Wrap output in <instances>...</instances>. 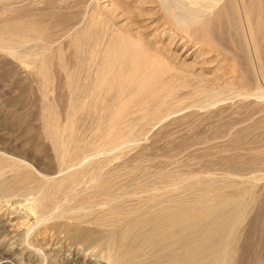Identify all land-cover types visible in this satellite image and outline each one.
<instances>
[{
	"label": "rangeland",
	"instance_id": "obj_1",
	"mask_svg": "<svg viewBox=\"0 0 264 264\" xmlns=\"http://www.w3.org/2000/svg\"><path fill=\"white\" fill-rule=\"evenodd\" d=\"M187 1L0 0V264H179L134 226L201 204L264 264V0Z\"/></svg>",
	"mask_w": 264,
	"mask_h": 264
},
{
	"label": "bare ground",
	"instance_id": "obj_2",
	"mask_svg": "<svg viewBox=\"0 0 264 264\" xmlns=\"http://www.w3.org/2000/svg\"><path fill=\"white\" fill-rule=\"evenodd\" d=\"M212 0H194V1H187L186 3H190L191 5H188L186 8V13L187 15H190V12L193 11V14L198 12L194 6L198 5L199 3H210ZM182 8V6H178V8ZM164 10L168 12V6L164 5L163 6ZM183 9V8H182ZM195 9V10H194ZM240 12V11H239ZM240 14V13H239ZM246 15V14H245ZM186 18L182 16L180 17V21L185 20ZM196 18V16H195ZM247 18V17H246ZM192 19V17H190ZM247 23V22H246ZM246 35V34H245ZM121 57V56H120ZM120 61V59H119ZM121 62V61H120ZM158 62V61H157ZM135 63V62H134ZM136 64V63H135ZM134 65V64H133ZM140 65V64H139ZM108 66V65H106ZM137 68V67H136ZM145 68V67H144ZM133 69V68H132ZM141 69V68H140ZM135 70V68H134ZM100 71V70H99ZM130 71V70H129ZM132 72V71H131ZM142 73V72H141ZM138 74V73H137ZM143 74V73H142ZM145 75V74H144ZM115 76V75H114ZM129 75H126V77ZM116 77V76H115ZM122 77V76H121ZM136 77V76H135ZM134 77V78H135ZM139 77V75H138ZM117 78V77H116ZM115 78V79H116ZM129 77H127L128 80ZM142 78V77H141ZM114 79V78H113ZM118 79V78H117ZM140 79V78H139ZM146 79V77H145ZM131 80V79H130ZM111 81H109L110 83ZM114 83V82H113ZM130 84L132 83L129 82ZM143 83V82H142ZM172 85V84H171ZM139 86V84H138ZM138 91V90H137ZM102 92V91H100ZM100 94V93H99ZM109 95V94H108ZM153 98V97H152ZM122 108V107H121ZM117 114V113H116ZM113 129V128H112ZM116 134V133H115ZM114 136V135H113ZM116 137V136H115ZM118 138V136H117ZM6 165V164H5ZM14 165L17 164H13ZM20 165V164H19ZM23 166V165H22ZM21 166V167H22ZM20 167V166H18ZM11 168V167H9ZM5 169V168H3ZM15 169V168H14ZM13 169V170H14ZM12 170V169H10ZM17 170V168H16ZM13 172V171H12ZM2 174V172H0ZM4 174V173H3ZM21 176V175H20ZM12 178V177H11ZM19 178V177H18ZM4 179V178H3ZM48 179V178H47ZM9 181V180H8ZM14 181V180H13ZM12 181V183H13ZM19 181V180H18ZM17 181V182H18ZM37 181V180H36ZM39 181V180H38ZM11 183V182H10ZM2 184V183H1ZM33 184V183H32ZM5 185L2 184V186ZM7 185V184H6ZM35 185V183H34ZM14 186V185H13ZM20 186V185H19ZM40 186V185H39ZM18 187V186H17ZM5 188V187H2ZM28 188V187H27ZM42 188V187H41ZM31 189V188H30ZM38 190V188H36ZM152 189V188H151ZM34 190V189H33ZM42 190V189H40ZM0 191H2L0 189ZM6 191V190H4ZM16 192V191H15ZM13 192V193H15ZM18 192V190H17ZM16 192V193H17ZM37 192V191H36ZM40 192V191H39ZM11 193V192H10ZM3 194V191H2ZM18 194V193H17ZM34 194V193H33ZM38 193H36L37 195ZM5 195V194H3ZM21 195V194H20ZM34 195V196H36ZM40 196V194H38ZM37 195V196H38ZM7 196V194H6ZM11 196V195H10ZM19 196V195H18ZM26 197V196H25ZM28 197V196H27ZM42 197V195L40 196ZM221 197V196H220ZM36 198V197H35ZM27 199V198H25ZM40 199V198H39ZM42 200L43 197L41 198ZM36 200V199H35ZM163 200V199H162ZM161 200V201H162ZM19 201V200H18ZM167 201V200H166ZM41 202V201H40ZM164 202V201H162ZM230 202V201H229ZM228 202V203H229ZM42 203V202H41ZM154 203V202H153ZM157 201H155V204ZM168 203V202H167ZM206 203V202H205ZM212 203V202H211ZM222 203V202H221ZM232 203V202H230ZM37 204V203H36ZM144 204V203H143ZM165 204V203H164ZM169 204V203H168ZM184 204V203H183ZM199 204V203H197ZM40 205V204H39ZM240 205V204H239ZM45 207V205H43ZM152 206V205H151ZM155 206V205H154ZM159 206V205H158ZM224 206V204H223ZM222 206V207H223ZM236 206V205H235ZM43 207V209H44ZM157 207V206H156ZM169 207V206H168ZM173 207V205H172ZM225 207V206H224ZM37 208V206H36ZM41 208V207H40ZM151 208V207H150ZM149 208V209H150ZM153 208V207H152ZM155 208V207H154ZM226 209H223L222 212L220 213L217 211H213L210 206H207L206 204L200 205L199 207H190V208H176L172 212H160V213H154L149 215L144 221L139 222L135 224L134 227H138L142 223H144V226L146 224H152L154 229H159V230H164L166 237H171L172 242L170 244L178 245L179 249L183 251V254H185V258L179 263V264H226L227 262V243L230 241V235L229 231L225 228V224H230L233 220L232 217L234 212H235V207L229 206L225 207ZM239 208V206H238ZM144 209V208H143ZM172 209V208H171ZM219 209V208H218ZM37 210V209H36ZM90 210V209H89ZM140 210V209H139ZM148 210V209H147ZM146 210V211H147ZM217 210V209H216ZM240 210V208H239ZM134 211V210H133ZM143 211V210H142ZM151 210H149L150 212ZM158 211V210H157ZM238 211V210H237ZM42 211L40 210V213ZM44 212V211H43ZM124 212V211H123ZM129 212V211H128ZM137 212V211H136ZM140 211L136 215L139 214ZM145 211H143L144 213ZM241 212V211H240ZM147 213V212H146ZM145 213V214H146ZM151 213V212H150ZM236 213V212H235ZM239 213V212H238ZM133 215V214H132ZM147 215V214H146ZM122 216H124L122 214ZM128 216V215H127ZM134 216V215H133ZM137 217V216H136ZM135 217V218H136ZM143 217V216H142ZM237 217V216H236ZM131 220V216H129ZM139 218V217H138ZM141 218V217H140ZM122 219V218H121ZM126 219V217H124ZM123 219V221H124ZM137 219V218H136ZM236 219V218H235ZM134 220V218H133ZM108 221V220H107ZM127 222V221H126ZM135 222V221H134ZM129 223V222H127ZM206 223V224H205ZM108 224V223H107ZM112 224V223H111ZM130 224V223H129ZM133 224V223H132ZM204 224V225H203ZM234 224V222H233ZM109 225V224H108ZM120 226V225H119ZM236 226V225H235ZM116 227V226H115ZM146 228V227H145ZM148 228V227H147ZM117 229V228H115ZM149 229V228H148ZM105 230V229H104ZM109 230V229H108ZM121 230V229H120ZM134 230V229H133ZM132 230V231H133ZM115 231V230H114ZM154 231V230H153ZM152 231V232H153ZM106 232V231H105ZM156 232V231H154ZM163 232V233H164ZM93 233V232H92ZM109 233V232H108ZM121 233V232H120ZM130 233V232H129ZM94 234V233H93ZM114 234V233H113ZM157 234V233H156ZM151 235V234H150ZM160 235V233H159ZM163 236V235H162ZM93 237V236H92ZM97 237V236H96ZM109 237L112 238V235ZM118 237V236H117ZM156 237V236H155ZM115 238V237H114ZM154 238V236H153ZM152 238V239H153ZM164 238V237H162ZM160 239V238H159ZM170 239V238H168ZM98 240V239H96ZM103 240V238H102ZM105 240V239H104ZM116 240V239H115ZM157 240V239H156ZM162 240V239H161ZM100 241V240H99ZM166 241V240H165ZM168 241V240H167ZM97 242V241H96ZM108 242V241H106ZM155 242V241H154ZM120 243V242H119ZM164 244V243H163ZM169 244V246H170ZM113 245V244H112ZM167 245V243H166ZM159 246V245H158ZM168 246V247H169ZM145 247V246H144ZM176 247V246H175ZM157 248V247H156ZM110 249V248H109ZM165 249V248H164ZM171 249V248H170ZM123 250V249H122ZM167 252V250L165 251ZM170 252V251H169ZM115 254V252H114ZM163 254V253H162ZM165 254V253H164ZM177 254V253H176ZM175 254V255H176ZM180 254V253H178ZM182 254V253H181ZM121 255V254H120ZM132 255V254H131ZM167 255V254H166ZM127 256V255H126ZM126 256H121L123 257L122 259L125 258V261L128 262V257ZM130 256V255H129ZM172 256V255H171ZM180 256V255H179ZM229 256V255H228ZM141 257V256H140ZM174 257V256H172ZM176 258V257H175ZM178 258V257H177ZM121 259V258H120ZM121 259V261H122ZM169 260V259H168ZM119 261V260H118ZM114 262V264L119 263V262ZM120 261V262H121ZM137 261V260H136ZM124 262V261H123ZM134 262V260H133ZM126 263V262H125ZM172 263V262H171ZM131 264V263H129ZM142 264V262L140 263ZM144 264V263H143ZM158 264V263H157ZM164 264H170V262L164 263ZM176 264V263H175Z\"/></svg>",
	"mask_w": 264,
	"mask_h": 264
}]
</instances>
